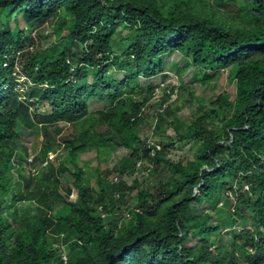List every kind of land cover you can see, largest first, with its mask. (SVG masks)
<instances>
[{
  "label": "trees",
  "instance_id": "1",
  "mask_svg": "<svg viewBox=\"0 0 264 264\" xmlns=\"http://www.w3.org/2000/svg\"><path fill=\"white\" fill-rule=\"evenodd\" d=\"M45 23L55 41L43 49ZM174 53L179 75L188 72L191 82L230 68L233 96L221 93L207 107L181 77L162 96L159 87L142 86L141 79H168ZM0 61V264H62L61 250L48 243L52 233L62 234L67 264H264V0H0ZM16 66L27 100L44 103L47 114H22ZM155 95L169 102L156 114L158 145L137 134ZM188 96L196 108L186 105ZM181 101L186 122L178 117ZM20 117L37 140L41 127H72L56 164L48 161L56 152L50 133L34 142L30 161L18 151ZM167 129L177 142L198 141L191 160L167 159L174 144ZM120 148L145 160L149 173L165 168L179 182L139 191L109 181L105 168L93 172L94 188L93 167L79 157L109 159ZM45 161L26 175L23 165ZM66 171L72 201L53 195ZM12 200H33L36 214L15 218L6 209ZM60 201L66 211L54 218Z\"/></svg>",
  "mask_w": 264,
  "mask_h": 264
},
{
  "label": "rangeland",
  "instance_id": "2",
  "mask_svg": "<svg viewBox=\"0 0 264 264\" xmlns=\"http://www.w3.org/2000/svg\"><path fill=\"white\" fill-rule=\"evenodd\" d=\"M12 16H14V14ZM18 20H19V26L25 28V22L21 19V17H18ZM41 30H43L44 32L42 33L43 39H41V42H39V44L41 48L45 49L55 41L52 25L49 23H45L42 25ZM123 34H125V32ZM181 60H182L181 57H179L177 53L172 54L170 57L167 58L166 68L164 71V73L168 75V79L166 78L163 79V75H158L149 79H141L142 86L150 84L151 87H155V89L156 87H159L156 93L157 95L162 96L163 92L169 89L170 87L174 89L177 88L176 85H178V78L180 79L181 77L182 81L186 83V85L191 87V89L193 90V94L199 97L201 99L200 102L207 107H208V103L211 102L216 96H218L221 93H226V95L229 96L230 98L233 96L234 83L230 82L228 79V71L230 68L217 69L214 72V76H212L213 79L208 78L202 81L191 82V80L186 77L188 72H185L184 74H182V76H180L178 73V70L180 69V65H181ZM12 74L18 82L17 88L15 90H18V92L21 94L19 98L24 105V107H22V114L28 115L30 118L35 117L34 113L47 114L49 112V108L44 103L41 102L39 103L38 100L35 103L31 102L32 100H27L29 99L28 96L30 94V91L28 90V88L25 87L26 81L23 74L21 73L20 67L16 66ZM121 76H122L121 74L115 75V77H121ZM29 85L30 84H27V86ZM161 96L158 102L156 101V95L153 98V100H151L150 102L151 106L145 109V115H146L144 117L145 120L137 129V134L142 140L147 141L149 143H152L154 141L157 143L156 145H158L161 141L159 137L157 136L154 137L152 134L156 114L157 111H161V109H163V106L166 107L169 104V102L165 104L160 103ZM175 96L176 94L173 93L171 95L170 100L174 99ZM187 98L190 101L188 103L186 102V105L191 109L196 108L197 102L193 101L190 98V96H188ZM175 101H177L178 103L179 99L177 98ZM172 104L173 103H170V105ZM178 105L181 107V111L178 114V117L180 118L181 121L186 122L188 117L186 110L184 109L185 103L181 101ZM15 129L19 136L17 142L19 149L18 151L23 153L25 159L27 160L29 158H32L34 156V153L36 154L38 152V150L32 149V146H34V142L39 141L40 143L42 140V136L45 133H50L52 137H54V139L56 140V144H54L55 146L53 148V150H55L56 152L52 151L49 153L48 161L53 162L54 164L58 162V158L61 159L64 155V151L63 150L61 151L62 149L60 144L61 139L69 137L73 132L72 127L68 124L66 125L65 123L48 126L45 128V130H43V127H41L39 131V138L37 140L36 138L37 132L34 129L26 126V123L24 122V119L22 117L18 119ZM165 134L171 135L174 141L173 146L168 148V150L166 151L167 159L172 160L174 162L177 161L185 162L186 160L192 159V156L197 148V145L199 144L198 141L177 142L172 129H167ZM130 154H131L130 151L120 148L116 150V152H113L110 155L109 159L106 158L102 159L101 157L97 156L94 152H91L88 154H82L79 157V161L84 166L89 165L93 167L90 168L89 171L91 172L90 178L92 179L90 183L94 188H96V186L93 180V178L95 177L93 172L95 171V169L98 172H101L105 168L109 170L111 169L113 173L109 181L111 180L113 183L121 181L122 184L125 183L126 186L137 184L140 187L139 191H144L146 188L153 190L159 181H161V183H170V184L179 182V177H175V178L172 177L171 174L167 173L165 168L156 171V173L154 174H152L153 173L152 171L149 173L148 170L149 171L151 170L150 165L145 160H141V162L137 163L135 157H130ZM28 161H30V159ZM46 162L47 161H45L44 163L41 164V166L38 167H34L31 165H23L26 171V175H27V171L30 170L31 172L32 171L34 172V175H36L38 171H41V168L45 166ZM14 164L15 166L11 169L10 172L13 175H16V171L21 167H17L16 163ZM72 180L73 178L71 177L70 172L68 171L63 173L60 172L59 173L60 183L58 185V189L54 192L53 195L57 199H66L68 201L74 200V196L76 192L75 190H73V193L70 196L68 195V193L66 194L65 192L66 186L72 188V184H71ZM228 182L230 183V181ZM16 188L17 187L15 186L14 189ZM135 194H136V190L131 194V197L133 199H135ZM11 195L12 192H9L7 198H9ZM223 199L224 198L222 196L221 201ZM33 202H34L33 200L31 201L28 200L24 202L12 200L10 204L6 206L7 213L11 214L12 212H14V217L18 219H21L28 215H35L37 205H35ZM136 204L137 203L135 202L127 201V205L131 206L132 208L135 207ZM65 211L66 208L62 205L60 201L53 207L51 211V215L54 218L57 216H62L65 213ZM48 243L50 244L51 247H54L57 250H61L63 252L67 251V249H64L65 244L62 234L52 233V235L49 237ZM196 243L197 241L193 240L191 245L194 246L196 245ZM57 261L58 260L56 261L53 260L51 264H57ZM68 261H69L68 263H70V259H68Z\"/></svg>",
  "mask_w": 264,
  "mask_h": 264
},
{
  "label": "built area",
  "instance_id": "3",
  "mask_svg": "<svg viewBox=\"0 0 264 264\" xmlns=\"http://www.w3.org/2000/svg\"><path fill=\"white\" fill-rule=\"evenodd\" d=\"M61 259L63 260V263L65 264L67 259H66V255L64 252L61 253Z\"/></svg>",
  "mask_w": 264,
  "mask_h": 264
},
{
  "label": "clouds",
  "instance_id": "4",
  "mask_svg": "<svg viewBox=\"0 0 264 264\" xmlns=\"http://www.w3.org/2000/svg\"><path fill=\"white\" fill-rule=\"evenodd\" d=\"M63 251H61L60 253H62ZM65 253V252H64ZM65 255H66V253H65ZM66 259H67V261H66V263L65 264H67V262H68V257H67V255H66ZM59 260L62 262V264H64L63 263V260L61 259V254L59 255Z\"/></svg>",
  "mask_w": 264,
  "mask_h": 264
}]
</instances>
